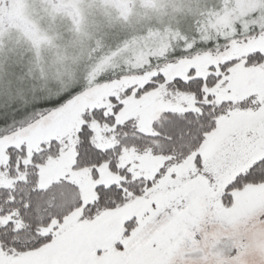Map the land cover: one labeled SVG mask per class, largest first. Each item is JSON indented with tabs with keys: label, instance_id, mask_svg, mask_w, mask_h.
<instances>
[{
	"label": "snow or ice",
	"instance_id": "1",
	"mask_svg": "<svg viewBox=\"0 0 264 264\" xmlns=\"http://www.w3.org/2000/svg\"><path fill=\"white\" fill-rule=\"evenodd\" d=\"M45 4L80 32L79 0ZM174 11L190 22L77 64L0 0V264H173L203 218L264 212V0Z\"/></svg>",
	"mask_w": 264,
	"mask_h": 264
},
{
	"label": "rangeland",
	"instance_id": "2",
	"mask_svg": "<svg viewBox=\"0 0 264 264\" xmlns=\"http://www.w3.org/2000/svg\"><path fill=\"white\" fill-rule=\"evenodd\" d=\"M183 0H127L122 13L115 0H79L83 21L79 33L71 31L67 18L58 16L53 23L45 14V0H25L27 16L39 20L60 51L65 49L77 64L89 58L116 50L126 56L148 41L149 31L164 32L190 22V14H177L174 9ZM216 0H199V8L207 9ZM6 48L14 49L11 59L16 63L31 61L33 48L15 27L3 32ZM23 40V41H22ZM19 41V42H17ZM42 51L51 57L57 48L44 45ZM194 244L182 247L173 258V264H264V212L249 214L223 222L212 216L201 220Z\"/></svg>",
	"mask_w": 264,
	"mask_h": 264
},
{
	"label": "trees",
	"instance_id": "3",
	"mask_svg": "<svg viewBox=\"0 0 264 264\" xmlns=\"http://www.w3.org/2000/svg\"><path fill=\"white\" fill-rule=\"evenodd\" d=\"M23 41V40H22Z\"/></svg>",
	"mask_w": 264,
	"mask_h": 264
}]
</instances>
